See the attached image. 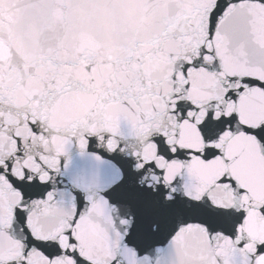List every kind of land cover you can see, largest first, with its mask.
<instances>
[{
	"label": "snow or ice",
	"instance_id": "snow-or-ice-1",
	"mask_svg": "<svg viewBox=\"0 0 264 264\" xmlns=\"http://www.w3.org/2000/svg\"><path fill=\"white\" fill-rule=\"evenodd\" d=\"M0 264H264V0H0Z\"/></svg>",
	"mask_w": 264,
	"mask_h": 264
}]
</instances>
